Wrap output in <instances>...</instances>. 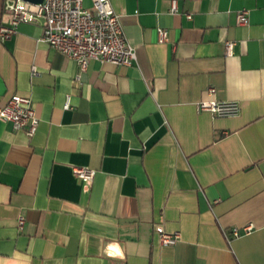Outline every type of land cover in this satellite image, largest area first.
Segmentation results:
<instances>
[{
    "label": "crops",
    "instance_id": "crops-1",
    "mask_svg": "<svg viewBox=\"0 0 264 264\" xmlns=\"http://www.w3.org/2000/svg\"><path fill=\"white\" fill-rule=\"evenodd\" d=\"M109 1L131 66L92 60L77 81L41 20L0 42V105L30 97L39 118L31 137L0 121V264H264V0ZM208 87L240 113L198 112Z\"/></svg>",
    "mask_w": 264,
    "mask_h": 264
},
{
    "label": "built area",
    "instance_id": "built-area-1",
    "mask_svg": "<svg viewBox=\"0 0 264 264\" xmlns=\"http://www.w3.org/2000/svg\"><path fill=\"white\" fill-rule=\"evenodd\" d=\"M88 1L90 4L86 7L84 0H42L41 3L4 0L3 12L7 14V21L0 24V42L10 40L20 24H35L41 20L42 35L38 41L46 43L77 64L79 68V73L75 76L77 81L92 60L115 65H133L136 60L135 49L126 40L119 17L110 1ZM170 12H178L177 0L170 1ZM186 18L190 19L191 15L187 14ZM236 23L238 25L247 23L245 10L237 13ZM157 34L158 42L166 40V29L158 28ZM233 47L234 42H224L226 56L233 54ZM37 74L36 68L32 67L31 75ZM206 93L209 98L196 103L198 112H209L215 117H235L240 113V105L237 101L216 100L213 97L214 87H208ZM64 107H69L68 101ZM0 121L10 123L14 130H23L31 137L37 129L39 118L30 97L14 94L0 105ZM72 174L82 181L92 182L95 170L88 166H74ZM24 222L23 217L18 218L19 230L22 229ZM251 230L252 225L248 224L242 229L233 228L231 234L238 236ZM158 236L162 246H173L180 238L179 232L160 231Z\"/></svg>",
    "mask_w": 264,
    "mask_h": 264
},
{
    "label": "water",
    "instance_id": "water-1",
    "mask_svg": "<svg viewBox=\"0 0 264 264\" xmlns=\"http://www.w3.org/2000/svg\"><path fill=\"white\" fill-rule=\"evenodd\" d=\"M23 1H27L30 3H41L42 2V0H23Z\"/></svg>",
    "mask_w": 264,
    "mask_h": 264
}]
</instances>
